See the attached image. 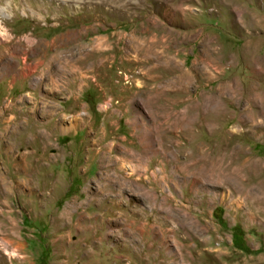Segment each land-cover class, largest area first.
<instances>
[{"label": "rangeland", "instance_id": "1", "mask_svg": "<svg viewBox=\"0 0 264 264\" xmlns=\"http://www.w3.org/2000/svg\"><path fill=\"white\" fill-rule=\"evenodd\" d=\"M0 264H264V0H1Z\"/></svg>", "mask_w": 264, "mask_h": 264}, {"label": "bare ground", "instance_id": "2", "mask_svg": "<svg viewBox=\"0 0 264 264\" xmlns=\"http://www.w3.org/2000/svg\"><path fill=\"white\" fill-rule=\"evenodd\" d=\"M1 1V0H0ZM3 1V0H2ZM81 2H83L84 0H80ZM180 2V1H179ZM122 8H125V7H122ZM179 9V8H178ZM179 11V10H178ZM177 11V12H178ZM183 11V10H182ZM180 12V11H179ZM183 16V15H182ZM154 29V28H153ZM132 43V42H131ZM133 44V45H132ZM131 45L132 46H134L135 47V50L136 51H138L139 53H141L142 54V52H147V51H145V50H147V49H152L154 46H147L146 47V44L145 43H142L141 41L140 42H134V43H132ZM130 45V46H131ZM155 50V49H154ZM149 52V51H148ZM89 56V55H88ZM87 56V57H88ZM138 56V55H137ZM138 58V57H137ZM127 60V59H126ZM187 72V71H186ZM181 77H183L185 80H188L189 79V75H187L184 71L182 72V75H181ZM183 78H182V80L181 81H183ZM181 79V78H180ZM249 169H251V168H249Z\"/></svg>", "mask_w": 264, "mask_h": 264}, {"label": "trees", "instance_id": "3", "mask_svg": "<svg viewBox=\"0 0 264 264\" xmlns=\"http://www.w3.org/2000/svg\"><path fill=\"white\" fill-rule=\"evenodd\" d=\"M41 263H43V262L41 261Z\"/></svg>", "mask_w": 264, "mask_h": 264}]
</instances>
